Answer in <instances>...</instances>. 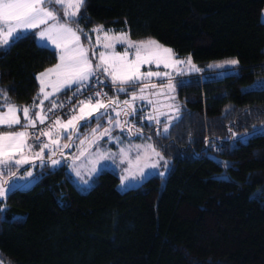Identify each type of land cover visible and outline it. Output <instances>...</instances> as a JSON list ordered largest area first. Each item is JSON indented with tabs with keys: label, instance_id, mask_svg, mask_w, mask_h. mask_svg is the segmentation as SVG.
Wrapping results in <instances>:
<instances>
[{
	"label": "trees",
	"instance_id": "16d2710c",
	"mask_svg": "<svg viewBox=\"0 0 264 264\" xmlns=\"http://www.w3.org/2000/svg\"><path fill=\"white\" fill-rule=\"evenodd\" d=\"M263 6L264 0H85L78 16L66 19L75 29L102 26L132 40L152 38L199 65L173 79L179 116L167 133L164 120L129 118L171 166L163 178L149 176L123 191L118 177L102 170L84 192L62 165L36 169L33 184L0 203V264H264ZM31 32L0 51V90L13 104L32 102L37 73L56 60ZM228 59L239 61L232 73L208 67ZM232 133L250 135L238 140Z\"/></svg>",
	"mask_w": 264,
	"mask_h": 264
},
{
	"label": "snow or ice",
	"instance_id": "6c2138e0",
	"mask_svg": "<svg viewBox=\"0 0 264 264\" xmlns=\"http://www.w3.org/2000/svg\"><path fill=\"white\" fill-rule=\"evenodd\" d=\"M85 0H0V51H5L13 46L17 41L27 38L32 35L31 30L39 29L37 33L39 36L38 44L42 47H47L50 42L59 50V63L50 69H46L37 75L36 79L39 81L40 87L37 94L39 103L33 102L29 106H17L9 100L6 90H0V128L7 127L10 131L0 130V170L8 173V178L0 180V203L3 198L14 191L18 184L16 183L17 173L11 171V168H20L23 164L35 163L39 160L41 166L50 162L53 166L61 163L60 159L54 158L57 151L62 148H71L73 145L71 141L79 136V129L90 125L92 120L97 121V126L91 129L90 133H86L84 139L81 140L78 147H82L87 141L89 146L95 145L97 154L100 160L108 159L111 155L107 151L100 149V141L105 137L108 141L120 142V136H114L113 129H120L121 133L127 129V135L140 136L141 129H137L135 124H129V117H136L138 113H143V108L136 107V101H147L148 104L154 105L153 113L141 115V120L149 122L155 121L160 124V116H167L168 123L164 124L163 133H167L169 125L172 120L179 116V107L176 105H169L173 110L174 115L168 116L167 113L159 111L155 107V102L150 96H157L161 92H151L146 95V90L156 89L157 85L151 83L153 76H168V83L166 85L169 93L175 91V84L172 82L171 74L169 72H141L140 65L149 62L164 63L165 68L174 65L188 64L190 71H200L194 64H192L191 57L186 61L174 60L172 64L168 63V59L174 54L172 49L165 48L158 44L155 40H148L146 42H131L126 33H121L118 36L110 35V30L105 31L102 26L92 29L93 32L98 33L96 45L101 44V37L99 33H103V48L113 49L111 53L101 51L97 62L89 58L91 51L95 55V46L89 43L87 46L81 44L80 29H74L67 21L61 22L62 17L59 11L62 8L63 17L72 19L79 15L80 9L83 7ZM59 6V8H57ZM74 9V10H73ZM43 26V27H41ZM127 42L128 48H136V59L129 60L128 51L125 50L123 55L114 52L116 43ZM152 46L153 53L151 56L145 58L141 56V49ZM168 54L166 57H161L160 54ZM154 57V59H153ZM238 60L232 59L224 61L222 64H217L215 67L221 68L224 65H237ZM212 67V65H209ZM181 74H182V70ZM55 75V81L49 78ZM103 77V78H102ZM110 77L113 87L119 93H127L129 89H136L132 91L129 99L121 102L118 97H109L107 93L103 92V87H107L106 78ZM147 81V82H145ZM51 88L52 91L46 89ZM71 91L72 95L67 97L65 101L56 99L57 94ZM78 103L73 105V101L77 98ZM168 99L175 100L174 96H168ZM50 102V106L45 107L44 101ZM39 109V110H37ZM63 115L67 116L66 120L61 119L59 110H65ZM109 109L115 113V120L109 114ZM18 113L23 114V120ZM69 113H71L69 115ZM107 117V127L100 131L101 121ZM123 117V119H121ZM47 126L44 129H37V124ZM17 126L20 130H16ZM264 131V128L261 129ZM37 131L39 134L37 135ZM256 129L254 127L253 132ZM97 133H99L97 135ZM161 133L158 132L157 135ZM250 133L240 134L232 133L233 137L238 140L246 138ZM53 136L56 138L53 139ZM89 136L92 139L89 140ZM48 137V142H44L41 138ZM61 137L66 138L69 143L60 145ZM32 140L39 146L40 151L35 152L33 156H24V150L31 151L33 144L29 143ZM139 148L140 146H136ZM144 147L151 149L152 153L158 157V160L152 164H145V167L157 168L159 161L164 162L165 169L168 168L169 162L155 150L153 145L147 144ZM45 149L50 153L45 160ZM124 149H121L123 152ZM19 155L21 158H17ZM60 155L63 153L60 151ZM139 158V157H138ZM104 167L103 164L100 165ZM97 169L93 168L95 172ZM142 174L143 169H140ZM80 176V172H76ZM159 175L163 176L161 172ZM33 177L32 172L27 171L25 177ZM126 177L121 180L122 186H125ZM31 181L29 180V183ZM88 181H85L87 184Z\"/></svg>",
	"mask_w": 264,
	"mask_h": 264
},
{
	"label": "rangeland",
	"instance_id": "374dc122",
	"mask_svg": "<svg viewBox=\"0 0 264 264\" xmlns=\"http://www.w3.org/2000/svg\"><path fill=\"white\" fill-rule=\"evenodd\" d=\"M57 8H59V6H57ZM63 11L64 10L61 8L59 11V15L62 18H65V20H66L68 18L63 17ZM260 21L264 25V6L262 7V9L260 11ZM68 23L70 26H72L74 28L73 23H70V22H68ZM41 27H43V26H41ZM97 27L98 26H94L92 29L97 28ZM92 29H91L90 33L81 31L83 33L82 36L85 39L84 42H81L82 36L79 33L78 34L80 35L81 44L87 46L89 43H91L92 45L95 46V55L93 56L92 52L91 51L89 52V58L93 61V63H95L98 61L101 51H107V52L111 53L113 51V49H107L106 50L103 48V42H104L103 41V33H99V35L101 37V44L96 45V39H97L98 33L93 32ZM31 31H34L35 36H36V42L38 43L39 36L37 33L39 32V29H34ZM105 31H108V30H105ZM121 33H126V32L114 33V32L110 31L109 34L114 35V36H118ZM128 39L134 43L135 42H141V41L146 42L148 40H154L152 38H147L144 40H132L129 37H128ZM158 44L162 45L165 48H169L168 46L163 45L159 42H158ZM47 47L54 51V53L56 55V60L51 66L40 71L39 73H37V75L40 74L41 72H44L46 69L54 68L59 63V54H60L59 50H57L55 48V45H52L50 42L48 43ZM126 49L128 51V57L127 58L129 60H135L136 59V48L133 47V48L129 49L127 42L116 43L115 47H114V52L123 55L125 53ZM153 50L154 49L152 46L142 48L141 49V56L147 58V57L152 55ZM172 53L174 55L171 56L170 59H168L169 64H172V62L174 60L186 61L187 58L190 57L189 54L177 55L173 51H172ZM167 55L168 54H163V53L160 54V56L162 58L166 57ZM153 59H154V57H153ZM228 60H232V59H228ZM228 60H225V61H228ZM191 61H192V59H191ZM223 62L224 61L215 62V63L210 62L209 65H212V67H215V65L222 64ZM192 64H194L197 68L200 69L199 65L196 64L195 62L192 61ZM209 65H208V67H209ZM233 67H234V65H224V67H221V68L216 67V69H219L217 71V74L222 75L225 73H232L235 71V69ZM180 70H182V74H181ZM140 71L141 72H148V71L157 72V71H159L161 73L169 72L171 74L172 82H173V79H175L178 76H181V75H184L187 73H191V72H195V71H190L189 66L186 63L183 65H174L172 67L165 68L164 63L157 64L156 62H149L146 64H141L140 65ZM37 75H36V77H37ZM47 79L55 81L56 77L53 74L51 77L46 78V80ZM168 79H169L168 76H153L151 78V83H155L157 85V88L156 89L149 88L146 90L145 94L148 95L153 91L161 92V90H163L162 94L157 95V96H150V98L155 102V107L158 108L159 111L165 112V113H167L168 116H171V115H174V112L168 106L173 105V104L176 105L175 104L176 98H175V100H171V99L167 98L168 96H174L175 97V91L171 92V93H169L167 91L166 85L168 83ZM106 80L112 84L110 77H107ZM36 81H37V89L35 91V96L33 97L32 102L30 104H27V105H21L20 104L21 107L22 106H29V105L33 104V102L39 103V99H43L42 96L39 99H37V94L39 92L40 84H39V81L37 79H36ZM145 82H147V81H145ZM139 86L140 85H138L136 89H132V91H137V93H138ZM46 90L52 91V89L50 87ZM175 90H176V87H175ZM132 91L128 92L125 98L120 97L118 94L119 92L116 91V93H117L116 97H118L119 100L121 102H123L124 100H127L130 98ZM44 105L45 106L49 105L47 100L44 101ZM17 106H19V104H17ZM136 107L137 108H141V107L143 108V113H138L139 117L141 115L153 113V110H154V105L148 104L146 100L145 101H136ZM37 110H39V109H37ZM19 114H21V117L23 118V114L22 113H19ZM109 114L115 120V113L112 112L111 109H109ZM129 118H128V120H129ZM159 118H160V120H164L165 123H168L167 116H160ZM121 119H123V117H121ZM147 122H149V121H147ZM151 122H155V121H151ZM99 123L101 124L100 131H103V128L108 126L107 125V117H104L101 121H99ZM129 124H135V123H130V121H129ZM96 126H97V121L92 120L90 125L80 128L79 129V136L71 141L73 146L71 148H62V149L57 151V155L54 158L60 159L61 163L56 165V166H53L50 162H47L44 166H47L49 168H55V167L62 165L64 167L67 178L81 192L86 191L92 185L94 176L102 170H108V171L113 172L118 177V182L116 185L117 190L123 191L127 188H131V187H135V186L139 185L143 180H145L149 176H159V177L163 178L166 175V173L168 172V170L170 169V166H171L170 159L168 157H166L165 155H162L156 149L155 150L157 152H159L164 157V159L169 162L168 168L165 169L163 161H159V166L155 169L150 168V167H145V164H152L158 160V157H156L152 153L151 149H147L146 147H144L147 144L152 145V143H151V141L147 135L142 134L138 137L137 136L129 137L127 135V129H125V132L123 134L121 133L120 129H113L112 134L114 136H120V138H121L120 142L108 141L106 137L100 141V149L102 151H107L110 154H114V155H111L110 158H108V159L100 160L99 156L97 154L96 146L95 145L89 146L87 141L85 142V144L82 147H78L80 145L81 140L84 139L85 134L90 133L91 129L95 128ZM135 127H136V124H135ZM137 128H138V126H137ZM98 134L99 133H97V135ZM42 138H43L44 142H48V137H42ZM55 138L56 137L53 136V139H55ZM90 139H92L91 136H89V140ZM59 143L62 146L66 143H69V141L64 137H61L59 140ZM136 146H140V147L137 148ZM122 148L124 149L123 152H121ZM39 151H40V148H39V146H37L36 150L32 151L31 153H26L24 156L31 157L34 155L35 152H39ZM60 151H62V153H63L62 156L60 155ZM48 155H50V153L47 149H45V160L46 161H47ZM101 164L104 165L103 168L100 167ZM44 166H41L39 160H37L35 163L23 164L22 166H20V168H24L23 170H20V168L17 169L15 167L11 168V171L17 173V176L15 178L16 183L18 184L17 188L23 189V188H26V187L30 186L31 184H33L35 182V180L37 179V176L35 175V170L37 169V172H38L39 169H42ZM93 168H95L97 170L95 172H93L92 171ZM140 169H143L144 173H146V174H142ZM27 171L32 172L33 177L35 179H32L30 177H26L25 179H21V177H25V173ZM77 171L80 172V176L76 175ZM161 172L164 173L163 176L159 175V173H161ZM123 177H126L125 186H122V183H121V180ZM6 178H8V173L6 171L0 170V180L6 179ZM29 180L31 181L30 183H29ZM85 181H88V183L85 184Z\"/></svg>",
	"mask_w": 264,
	"mask_h": 264
},
{
	"label": "built area",
	"instance_id": "2783aa9c",
	"mask_svg": "<svg viewBox=\"0 0 264 264\" xmlns=\"http://www.w3.org/2000/svg\"><path fill=\"white\" fill-rule=\"evenodd\" d=\"M108 85V84H107ZM109 87V85L107 86V87H103V92H105V93H107V91H106V88H108ZM72 95V92L70 91V92H68L66 95H64L61 99H60V101H65V100H67V97H69V96H71ZM107 95H108V93H107ZM109 96V95H108ZM81 98H83V97H79V98H77V100H75V101H73L72 103H73V105L74 104H76V103H78V100L79 99H81ZM50 106V105H49ZM64 111H66V109L65 110H59V115L61 116V119H64V120H66L68 117L67 116H65V115H63V112ZM71 113H69V115H70ZM46 126H47V122L44 124V125H40V124H37V129H44V128H46ZM39 134V132L37 131V135ZM213 149H216V150H221V146H215V147H212Z\"/></svg>",
	"mask_w": 264,
	"mask_h": 264
},
{
	"label": "crops",
	"instance_id": "0c3cea01",
	"mask_svg": "<svg viewBox=\"0 0 264 264\" xmlns=\"http://www.w3.org/2000/svg\"><path fill=\"white\" fill-rule=\"evenodd\" d=\"M36 82H37V81H36ZM34 95H35V94H34ZM45 104H46V103H45ZM49 104H50V103H49ZM15 105H17V104H15ZM19 106H20V104H19ZM47 106H48V105H47ZM47 106H45V107H47ZM18 115H20V117H21V114L18 113ZM21 119L23 120L22 117H21ZM0 130H3V131H10V129H8L7 127H2V128H0ZM16 130H20L18 126H17ZM42 140H43V138H42ZM29 143H32V144H33V147H32V149H31V151H29L28 149H25V150H24V155H25L26 153H31L32 151H34V150L37 149V144H36L35 142H33L32 140H30ZM17 158H21V157H20L19 155H17Z\"/></svg>",
	"mask_w": 264,
	"mask_h": 264
}]
</instances>
